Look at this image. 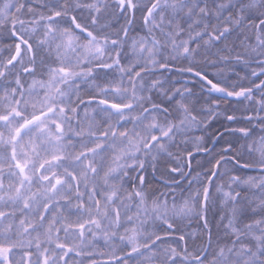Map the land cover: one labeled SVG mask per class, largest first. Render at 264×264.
Segmentation results:
<instances>
[{
    "label": "snow or ice",
    "instance_id": "6c2138e0",
    "mask_svg": "<svg viewBox=\"0 0 264 264\" xmlns=\"http://www.w3.org/2000/svg\"><path fill=\"white\" fill-rule=\"evenodd\" d=\"M0 264H264V0H0Z\"/></svg>",
    "mask_w": 264,
    "mask_h": 264
},
{
    "label": "trees",
    "instance_id": "16d2710c",
    "mask_svg": "<svg viewBox=\"0 0 264 264\" xmlns=\"http://www.w3.org/2000/svg\"><path fill=\"white\" fill-rule=\"evenodd\" d=\"M228 107H232V105H227ZM221 121H223V117H221ZM214 124H215V127H220V123L219 122H214ZM220 144H217V145H215V148L217 149V150H219V148H220ZM209 147H213V145H209Z\"/></svg>",
    "mask_w": 264,
    "mask_h": 264
}]
</instances>
